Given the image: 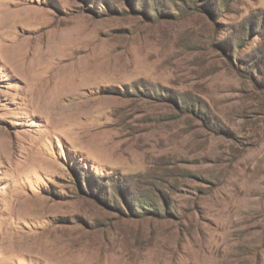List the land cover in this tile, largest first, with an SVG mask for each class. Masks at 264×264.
I'll return each instance as SVG.
<instances>
[{"label":"rangeland","instance_id":"1","mask_svg":"<svg viewBox=\"0 0 264 264\" xmlns=\"http://www.w3.org/2000/svg\"><path fill=\"white\" fill-rule=\"evenodd\" d=\"M0 264H264V0H0Z\"/></svg>","mask_w":264,"mask_h":264},{"label":"bare ground","instance_id":"2","mask_svg":"<svg viewBox=\"0 0 264 264\" xmlns=\"http://www.w3.org/2000/svg\"><path fill=\"white\" fill-rule=\"evenodd\" d=\"M5 14L7 16H11V14H9V12H5ZM43 200L44 199L42 198L41 195H37L36 193H31L29 198L26 197V199L24 201H20V208L18 209V211H21V212H19V215H21V216L26 215L27 213L28 214L29 213L41 214L42 212H46V211L50 210L51 208L47 205L46 202H43ZM43 233H46L47 238H45V239H46L47 245L49 247L56 248V245H57L56 241H59L60 237L57 236L56 234H52V233H59V231L57 229H49V230L44 231ZM15 248L20 249V251L22 252V249L24 248V244L18 243V245ZM58 250H56V251H58Z\"/></svg>","mask_w":264,"mask_h":264}]
</instances>
